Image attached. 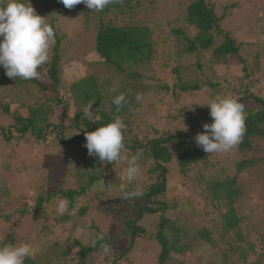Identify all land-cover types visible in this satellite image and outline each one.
I'll list each match as a JSON object with an SVG mask.
<instances>
[{
  "label": "trees",
  "instance_id": "16d2710c",
  "mask_svg": "<svg viewBox=\"0 0 264 264\" xmlns=\"http://www.w3.org/2000/svg\"><path fill=\"white\" fill-rule=\"evenodd\" d=\"M163 1L167 0H118L102 12H91L83 4L79 5L84 7H81L82 15L94 24V51L99 57L98 65L99 68L104 69V74L89 73L73 82L69 88L70 98L67 100L62 99L59 94L53 99L48 95V89L49 94L56 93L61 85V71L57 63L61 40L58 36L55 37L57 45L54 49L53 61L47 64L51 85L42 86L38 79L13 80L4 74L3 68H0V84L15 82L20 89L25 83L36 86V94L30 92L33 100L28 104L26 114L13 113L12 103L5 101L7 92L0 88V114L12 119L8 127L0 126V132L8 146L15 141L14 146H10L12 156L13 153L16 155L17 149L26 148L29 143L50 144L49 135L55 136V140L51 143L56 144L58 150L51 154L57 159L61 156L67 165L63 177L75 180V189L65 190L61 186L52 193H46V197H39L36 201L38 203L35 213L37 215L41 213L43 204H49L52 200L57 202L59 198H67L69 211L57 219V224L69 221L77 229L79 223L91 210H100L106 212L108 217L114 216L123 225L121 234L113 237L107 236L100 225L91 221L87 223V228L92 231L88 242L79 239L71 241L69 237L65 243L55 242L51 248L47 249L45 245L47 253L34 259H26L25 264H95L94 256L103 252L100 245L107 243L111 246L121 236L130 240L128 248L118 255L119 260L124 259L135 242L147 237L148 232L141 225L143 220L146 216L157 215L160 221L153 237L161 246L158 264H175L179 262L180 256L189 253L190 249L186 250V243L179 239L182 238L183 233L177 231V235L176 229L171 230L175 234L173 237L175 242L170 234L166 233L168 227L170 228L174 223L170 212L178 207L175 202L167 199L168 178L173 169H176L179 179L185 181L193 172L201 171L200 168L217 170L220 167L219 164L211 162V155L199 148L194 140L197 133L204 131L203 124L213 122L209 115L210 109L203 106L201 110L205 111V114L191 117L189 122H193L189 123L186 129L169 128L162 131L155 125L149 124L148 126L152 128L151 132L135 136L133 129L130 128L134 122L132 118L141 110L146 98L160 95L158 101L157 99V102L155 101V105L159 108L161 104L167 103V99L170 98V102L177 101L180 94L190 92L209 90L211 98L217 95L230 98L236 96L234 99L245 106L246 116V132L237 150L240 154L250 153L254 150L256 141L264 140V89L260 91V96H257L251 90L253 83L249 82L252 76L259 74L260 66L258 61H255L253 66L247 65V62L239 56L242 45H238L231 34L222 28L229 8L219 12L218 5L211 0H180L175 8L178 12L183 9L184 13L176 19L181 21L178 27H174L172 21L163 24L161 19L154 24L139 19L121 24V19L133 20L145 8L153 15L158 10L157 5ZM145 4H149V7ZM60 6L61 3L57 1L51 12L60 14L62 10ZM170 36L177 41L175 46L169 47L173 51L166 50L167 59L178 63L172 68L173 85L167 83L154 85L145 82V72L152 70L158 59L162 41L167 43ZM203 52L212 53L213 66L216 64L214 62H227L230 57H237L243 72L238 80L239 84L224 86V83L210 77L193 80L184 77L182 71H188L192 66L203 70L204 66L200 60ZM187 58H194L196 61L193 65L182 66V60ZM117 83L119 86H116ZM112 88L116 91H109ZM120 94L125 95L128 103L117 109L112 101ZM137 94H142L144 100L137 102ZM69 101H73L77 109L73 115ZM89 104H92L91 111L95 113L91 119L84 117V109ZM61 105L63 109L59 110L58 107ZM117 116L126 125L123 133L125 145L129 149L126 155L132 156L138 151L142 152L138 161L142 171L135 182H128L125 190L119 193L118 199L122 202V208L116 205L115 200H111L110 205L99 204L94 208L89 203L83 204L82 199L106 176L116 177L125 173L126 164L123 162L101 164L97 157L89 156L87 148L84 147L85 133L95 131ZM182 116H185L184 111L178 109L173 114L172 121L186 122ZM259 165H264V157L243 159L236 165L235 175H227L224 179L208 180L205 175H197L196 179H193L195 187L202 182L206 185L205 201L215 208L222 219L217 227L220 230L219 234L226 241V249L222 251L217 246L211 229L202 228L197 230L195 235L198 236L199 242L213 245L211 249L218 258L220 257L222 264H264V217L259 230L256 231L255 240L250 241L242 230V225L248 217L237 210V204L244 196L239 185L240 176ZM131 192H135L136 195L125 199V195ZM21 213L23 216L29 211L24 209ZM98 235H103V240L98 241L94 247L91 241ZM230 235L234 237L233 240L229 238ZM14 240L15 237L10 235L2 245L14 243ZM176 240L181 242L178 243ZM251 257H254L253 261L250 260Z\"/></svg>",
  "mask_w": 264,
  "mask_h": 264
},
{
  "label": "rangeland",
  "instance_id": "374dc122",
  "mask_svg": "<svg viewBox=\"0 0 264 264\" xmlns=\"http://www.w3.org/2000/svg\"><path fill=\"white\" fill-rule=\"evenodd\" d=\"M57 1L30 0V4L36 13L44 17L46 23L54 28L55 37L58 36L61 40L57 61L58 68L61 71V85L55 91L56 93L49 94L48 89V95L53 99L59 94L62 99L67 100L70 98L69 88L73 82L89 73L104 74V69L99 68L98 62L100 60L94 51V24L87 21L82 15V6L76 5L72 9H67L61 4V13H52L51 10L55 8ZM179 1L167 0L159 3L157 5L158 10L153 15L150 14L149 9L145 8L133 20L121 19V24H127L137 19L154 24L161 19L163 24L172 21L174 27H178L181 25V21H176V19H179V15L184 13L183 9L178 12V9L175 8ZM211 2L218 5L219 12L229 8L222 28L231 34L238 45H242L239 56L247 62V65L253 66L254 62L258 61L260 72L257 76H252L249 82L253 83L251 90L255 95L260 96V91L264 89V0H211ZM145 5L149 7V4ZM166 30L169 31L168 28ZM56 42L55 38L48 62L37 69L41 72L38 81H41L42 86L51 85L48 79L49 67H47V64L53 61ZM176 43V39L171 36L168 38L167 43L162 41L156 63L153 65L152 70L144 74L145 82L154 85L165 83L170 86L173 85L172 68L177 66L178 63L167 59L166 50H170L169 47L175 46ZM170 51H173V49ZM200 60L204 66L203 70H198L196 66H192L188 71H182L183 76L192 80L210 77L224 83V86L239 84L238 80L243 72L237 57H230L227 62H214L216 64L213 66L212 53L203 52ZM195 61L194 58H187L183 59L181 63L182 66H188L193 65ZM211 69H213L212 72ZM116 86H119L118 83ZM0 88L7 92L5 101L12 103L11 111L13 113H27L28 104L33 100L30 92L36 94L35 85L25 83L20 89L15 82H10L7 85L0 84ZM160 97V95H152L150 98H146L141 110L132 118L134 122L130 128L133 129L135 136H142V134L151 132L152 128L148 126L149 124L155 125L162 131L169 128L171 130L186 129L189 123L193 122H189L191 117L195 118L205 114V111L201 109L207 103V100L211 98V94L209 90L180 94L177 101L171 100L170 102L169 98L166 104L162 105L160 103V107L157 108L155 101L156 99L158 101ZM231 97L236 98V96ZM69 102H71L70 111L73 115L77 109L73 101ZM58 109L62 110L63 106L61 105ZM178 109L184 111L185 116H182V118L186 119V122L182 120L180 122L172 121V116ZM11 123V118L0 114V126L8 127ZM54 137L49 135L48 143L50 144L46 145L29 143L30 145L26 148L17 149L16 155L13 153L12 156L10 146H14L15 141L8 146L0 132V245L10 235H13L15 237L14 243H32L36 248L37 254L35 257L47 253V249L51 248L55 242L65 243L69 237H71V241L79 239L88 242L92 231L87 228V223L91 221L100 225L107 236L117 237L121 234L123 228V225L114 216L108 217L106 212L100 210H91L93 212L88 213V216L79 223L77 229L69 221L57 224L60 215L56 212V202L54 200L49 204H43L40 214L35 213L38 203L36 201L39 197H46V193H52L61 186L65 190L75 189L76 187L74 179L68 180L63 177L67 165L62 157L58 156L57 159L51 154L58 150L55 147L56 144L51 143L55 140ZM253 157H264L263 139L256 141L254 150L247 154H240L237 147L227 154H211V162L220 165L217 170L216 168L207 170L200 168L201 171L193 172L185 181L179 179L176 169H173L170 173L167 199L175 202L178 207L170 212L174 223L170 225V228L168 227L166 233L170 234L174 241L175 234L171 230L176 229L175 233L177 235V231H180L183 236L178 238L186 243V250L190 249L189 253H183L184 256H180L179 262L175 264H222L220 257L218 258L211 249L213 245L199 242L198 236L195 235V232L202 228L211 229L217 246L222 251L226 249V241L219 234L220 230L217 227L221 224L222 219L215 208L208 204V201H205L207 198L206 185L202 182L195 187L193 179H196L197 175H205L208 180L224 179L227 175L233 176L235 175L236 165L240 161ZM103 181L106 187L109 183L112 187L105 188L100 183L101 181L98 182L82 199V203H89L96 208L99 204L110 205V201L115 200L116 205L122 208L123 205L118 199V195L122 190H125L128 183L126 174L122 173V175L116 177L106 176ZM239 185L244 196L238 202L237 210L248 217L242 225V230L247 239L253 241L264 217V165L256 166L242 174ZM171 205H174V203H171ZM24 209L28 210L29 213L22 216L21 211ZM7 217L10 218L7 219ZM159 218L158 215L146 216L141 225L147 230V237L135 242L126 255L127 257L121 260L118 258L119 253L128 248L130 241L121 236L110 246L111 250L108 254L99 252L94 256L95 264H158L161 246L153 237V233L159 224ZM229 238L234 239L232 235ZM176 242L180 243L181 241L176 240ZM45 245H47V249ZM250 260L253 261L254 257H251Z\"/></svg>",
  "mask_w": 264,
  "mask_h": 264
},
{
  "label": "clouds",
  "instance_id": "9594fccd",
  "mask_svg": "<svg viewBox=\"0 0 264 264\" xmlns=\"http://www.w3.org/2000/svg\"><path fill=\"white\" fill-rule=\"evenodd\" d=\"M67 9L83 4L91 12H102L107 6L118 0H58ZM55 40L54 28L46 23V19L38 15L31 6L30 0H0V68L4 74L13 80L39 79L41 72L38 67L45 65L50 58V51ZM115 92L114 88L109 89ZM144 100L142 94L136 95V101ZM128 101L124 94L113 98L112 104L120 109ZM207 106L212 123L203 124V132L194 137L196 145L205 153H230L241 142L246 132L245 106L234 98L215 96L209 98ZM92 104L84 109V117L91 119L95 113L91 111ZM97 119L99 117H96ZM126 125L120 117L99 126L93 132H86L88 155L97 157L101 164H126L124 169L127 181L135 182L141 175V166L138 163L142 152L128 156L129 149L124 142ZM105 188L104 181L100 182ZM135 192L127 193L125 199L135 196ZM69 211V200L59 198L56 202V212L63 216ZM103 235H98L91 241L95 247ZM105 254L111 250L110 245L102 243ZM36 248L30 242L5 243L0 245V264H25L26 259H34Z\"/></svg>",
  "mask_w": 264,
  "mask_h": 264
}]
</instances>
